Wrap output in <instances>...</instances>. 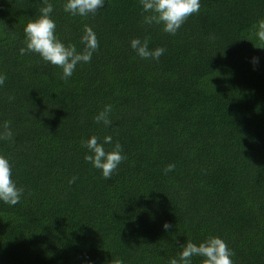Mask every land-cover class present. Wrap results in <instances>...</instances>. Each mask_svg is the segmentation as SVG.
<instances>
[{
	"label": "trees",
	"instance_id": "16d2710c",
	"mask_svg": "<svg viewBox=\"0 0 264 264\" xmlns=\"http://www.w3.org/2000/svg\"><path fill=\"white\" fill-rule=\"evenodd\" d=\"M47 2L65 45L82 52L87 25L98 47L64 79L19 53L45 0H0V154L23 189L0 201V264H169L210 235L234 264H264V0H200L174 35L143 22L140 0L86 17ZM133 38L164 53L141 58ZM105 105L109 125L94 119ZM93 135L122 146L111 178L84 159Z\"/></svg>",
	"mask_w": 264,
	"mask_h": 264
},
{
	"label": "clouds",
	"instance_id": "9594fccd",
	"mask_svg": "<svg viewBox=\"0 0 264 264\" xmlns=\"http://www.w3.org/2000/svg\"><path fill=\"white\" fill-rule=\"evenodd\" d=\"M143 11L148 13L143 18L145 24H158L162 30L174 35L181 27L185 19L193 13L199 12L200 0H140ZM105 0H65L64 11L72 16L86 17L89 13L95 14L102 10ZM53 5L45 0L44 6L39 9V15L30 19L24 26L25 47L19 49L20 55L28 53L38 54L42 60L53 66L62 68L64 79L70 77L78 63L90 61L93 52L98 47V41L93 29L85 26L81 36L84 50L77 52L75 45H65L55 34L56 22L52 18ZM254 35L261 45H264V19L257 22ZM130 47L141 58L151 57L159 59L164 53L163 48L149 49L148 39L141 41L133 38ZM264 48V46L259 47ZM3 79L0 78V84ZM111 105H105L103 111L94 117L96 122L109 125L110 120L107 114L111 111ZM5 131L0 133V139H10L12 132L9 130L8 122L3 125ZM105 145H112V137L104 136L102 140L93 135L87 140L81 141V146L86 148L85 161L89 162L93 168L101 170V175L111 178L125 155L119 142L112 145L110 151L105 150ZM175 167L169 164L164 169L165 172L171 171ZM71 182V181H70ZM23 194V189L17 187L12 179V164L9 158L0 154V201L9 206L16 205ZM164 230H168L172 225L164 222ZM203 257L201 264H234L232 260L233 252L228 247L225 240L219 236L210 235L199 244L188 241L181 245V251L177 257L171 258L169 264H192L193 257ZM92 264V261H86ZM119 264V262H117Z\"/></svg>",
	"mask_w": 264,
	"mask_h": 264
}]
</instances>
